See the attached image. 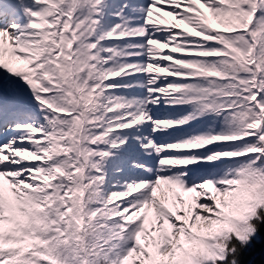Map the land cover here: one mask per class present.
I'll list each match as a JSON object with an SVG mask.
<instances>
[{
	"label": "snow or ice",
	"instance_id": "obj_1",
	"mask_svg": "<svg viewBox=\"0 0 264 264\" xmlns=\"http://www.w3.org/2000/svg\"><path fill=\"white\" fill-rule=\"evenodd\" d=\"M0 264H264V0H0Z\"/></svg>",
	"mask_w": 264,
	"mask_h": 264
},
{
	"label": "rangeland",
	"instance_id": "obj_2",
	"mask_svg": "<svg viewBox=\"0 0 264 264\" xmlns=\"http://www.w3.org/2000/svg\"><path fill=\"white\" fill-rule=\"evenodd\" d=\"M162 110H164V109H160L157 112V115L165 116L168 114L166 111H162ZM164 112H166V113L164 114ZM170 138H171V136L163 135V134H161L157 137L158 140H164V141H167ZM125 152L130 154V153L134 152V149L130 148V149L126 150ZM126 170H128V169H126ZM152 207H153L154 212H155V219H156L157 224H156V227L154 229H149L148 232L145 233V238L146 239H152L153 237H151V232L155 231L157 233V237H155L156 239L166 241L168 239V233H167L166 229L164 228V225L167 224L169 213H168L167 209L165 207H163V205L161 203H159L157 205V207H154V206H152ZM180 218L183 219L184 217H180ZM178 234L179 233H177V235ZM174 238L175 237H173V239Z\"/></svg>",
	"mask_w": 264,
	"mask_h": 264
},
{
	"label": "trees",
	"instance_id": "obj_3",
	"mask_svg": "<svg viewBox=\"0 0 264 264\" xmlns=\"http://www.w3.org/2000/svg\"><path fill=\"white\" fill-rule=\"evenodd\" d=\"M247 191H249V192L255 194V193H254V190H247ZM185 234L188 235L187 233H185ZM255 258H256L257 260H259V259H260L259 254H257V256H256Z\"/></svg>",
	"mask_w": 264,
	"mask_h": 264
}]
</instances>
